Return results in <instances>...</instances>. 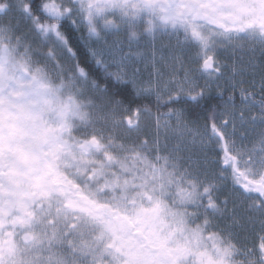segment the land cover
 <instances>
[{
	"label": "snow or ice",
	"instance_id": "obj_1",
	"mask_svg": "<svg viewBox=\"0 0 264 264\" xmlns=\"http://www.w3.org/2000/svg\"><path fill=\"white\" fill-rule=\"evenodd\" d=\"M0 264H264V0H0Z\"/></svg>",
	"mask_w": 264,
	"mask_h": 264
}]
</instances>
